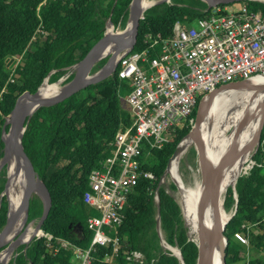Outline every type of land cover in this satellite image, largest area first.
<instances>
[{"label":"trees","instance_id":"16d2710c","mask_svg":"<svg viewBox=\"0 0 264 264\" xmlns=\"http://www.w3.org/2000/svg\"><path fill=\"white\" fill-rule=\"evenodd\" d=\"M42 1L0 0V161L5 147L3 125L18 97L25 91L35 93L47 77L48 82L54 83L67 76L72 66L103 36L108 23L113 28L120 26L114 17L126 25L132 0H117L116 3L115 0H48L40 5ZM241 4L264 13V1L258 0L218 7L225 9ZM213 9L204 0H171V3L161 2L148 8L141 19L133 51H142L148 46V34L167 38L177 23L189 26ZM39 27L43 32L37 31ZM107 31L115 34L110 28ZM153 56L154 52H150V57ZM11 57L18 59L13 69L6 63ZM106 63L107 58L99 61L93 72ZM119 69L120 66L112 78L90 85L60 103L42 106L25 119L24 139L37 176L50 192L52 207L42 226L43 235L35 236L28 247L26 244L18 247L8 264H77L74 250L54 251L59 241L67 240L74 248L90 247L93 231L88 227V218L98 215V211L84 200L89 189V175L110 155V143L117 132L132 124L131 113L120 102V94L128 93L130 83L119 78ZM73 77L74 73L64 82ZM195 117L196 109L189 119L169 132L161 148L144 141L145 158L141 161V169L153 177L142 175L139 178L124 207L122 225L109 230L118 231L121 245L118 256L107 261L106 256L114 253L113 246L97 245L92 251L91 264H139L127 259V255L136 251L143 256V264H196L198 245L189 236L181 206L161 183L170 159L192 129ZM251 161L249 176H242L249 172L247 162L235 188L229 186L224 196L227 212L234 210L225 230L227 264H264V127ZM7 179L5 166L0 171V198ZM11 196L14 199L12 192ZM44 207L43 199L34 194L27 224L35 220L38 223ZM7 217L4 195L0 203V230ZM25 228L24 218L14 238ZM237 233L244 235L248 244L238 239ZM45 235H51L52 239ZM163 242L178 248L183 261L165 249ZM6 249L0 252V257Z\"/></svg>","mask_w":264,"mask_h":264},{"label":"built area","instance_id":"2783aa9c","mask_svg":"<svg viewBox=\"0 0 264 264\" xmlns=\"http://www.w3.org/2000/svg\"><path fill=\"white\" fill-rule=\"evenodd\" d=\"M47 2L43 0L40 5ZM146 43L142 51L129 50L119 63V78L130 83L126 102L132 124L117 132L110 143V155L89 175L84 200L98 211V215L88 218V227L93 231L91 245L87 249L74 248L62 239L54 248L55 252L74 250L77 264H91L97 245L113 246L114 253L106 256L107 261L118 256V231L109 230L122 225L124 207L139 178L153 177L141 169L144 141L161 148L169 132L189 119L203 98L221 84L264 75V13L246 4L216 7L189 26L177 23L167 38L148 34ZM150 52H154L153 57ZM45 236L52 239L51 235ZM236 237L248 244L241 233ZM127 259L144 262L137 251Z\"/></svg>","mask_w":264,"mask_h":264},{"label":"bare ground","instance_id":"6f19581e","mask_svg":"<svg viewBox=\"0 0 264 264\" xmlns=\"http://www.w3.org/2000/svg\"><path fill=\"white\" fill-rule=\"evenodd\" d=\"M158 1L139 0V10L144 12ZM131 30L132 19L129 18L128 27L119 30L116 35H128ZM127 43L128 41L123 43L114 40L106 41L92 53L90 57L91 62L95 63L112 52L110 62L102 71L103 74L108 72L119 52ZM250 83L257 85L264 84V75L251 78ZM59 89L60 86L58 84L45 81L38 92V96L40 98H47L54 95ZM37 106L38 104H33V106L24 109L18 121L17 127L19 132L24 131L25 119L31 115ZM263 118L264 95L251 90L235 88L229 90L217 100L202 120L200 135L209 147L212 186L219 194L223 195L229 184L233 185L236 183L243 168L252 158V154L259 141ZM3 137L4 139H8L9 131L5 130ZM194 140V133H191L182 140L178 153L170 162L168 172L178 182L185 222L190 227V235L198 246H202L212 229L218 223L215 203L208 195L201 181L193 185H186L178 173L181 155ZM6 169L8 181L5 193L8 199V210L12 214L23 206L26 189L25 175L29 170L26 159L19 148H11V158L6 164ZM11 192L14 195V199L11 196ZM229 217L230 214L227 213L225 222L228 221ZM24 218L26 223L28 220L26 211L19 215L14 225L6 233L4 245L15 240L10 244L8 251L1 258V263H6L11 258L14 251L13 243L16 240L26 243L35 236V228L29 225L14 238ZM223 246L224 239L222 238L209 242L205 264H222Z\"/></svg>","mask_w":264,"mask_h":264},{"label":"water","instance_id":"95a60500","mask_svg":"<svg viewBox=\"0 0 264 264\" xmlns=\"http://www.w3.org/2000/svg\"><path fill=\"white\" fill-rule=\"evenodd\" d=\"M204 1L207 3L209 8H216L221 4H231V3L246 1V0H204ZM258 1H264V0H258ZM161 2H163V0H161L160 2L158 1L156 4L161 3ZM138 3H139V0H132L129 6L130 7V17L129 18L132 19V30L128 35L109 34L106 29L103 36L92 46V48L89 50L86 56L82 60H80L77 64L72 66V68L75 69L74 77L70 81L65 83L64 85L60 86V89L58 92H56L54 95L49 96L47 98H40L38 96V92L41 86L44 84L45 81H48V77H47L35 93H32L30 91L23 92L18 97L11 114L7 116V120L3 125V131L7 130V125H9V130H8L9 137L8 139H4L2 135V138L5 143V147H4V156L2 157L0 161V171L6 166V164L11 158V148H19L22 151L26 159V162L29 166V170L26 172V175H25L26 189H25V194L23 198V206L22 208L13 212L12 214H10L8 210L7 221L4 227L2 228V230H0V249L4 246V243H5L4 238H5L6 233L14 225L19 215L25 211L27 212V215H28L30 202L34 194L39 195L43 199L44 204H45L44 212L35 227V236H40V234L42 235L43 233L42 226L45 220L47 219L50 209L52 207V198H51L49 190L44 185V183H42L43 184L42 189L44 191L45 196L37 192L38 187L36 185V180L39 178L36 173L35 163H34L32 154L30 152L28 144L26 143L24 139V131L26 129V126L24 127L23 132L18 131V127H17L18 121L24 109L30 106H33V104H38L36 109L31 113L32 115L38 108L42 106H52L54 104L60 103L70 97H73L74 95L81 92L82 90H84L90 85L98 84V83L104 82L112 78L114 74L116 73V70L119 66L121 58L129 50H131L137 42V37L139 34L140 25H141V19L144 17V12H145V11L142 12L141 10H139ZM108 40H114L119 43L128 41V43L119 52L115 62L113 63L111 69L108 72L103 74L102 71L106 67V65L110 62V60H108V62L102 68L93 72V68L97 63L96 62L92 63L90 57L92 53L98 47H100L102 44H104ZM6 63H7L8 68L13 69L18 63V59L15 57H11L6 60ZM61 81H62V78L52 84H60ZM235 88L251 90V91L259 92L264 95V84H261V85L251 84L250 79H240V80L230 81V82L221 84L213 92L207 94L203 98V100L198 104L196 108V117L194 120V124L192 126L191 131L188 134V135H190L191 133L195 134V140L192 143H194L195 145L198 158H199V165H200L201 176H202V184L204 188L206 189L208 195L213 199L215 203L217 217H218V223L210 232L209 236L206 239V242L202 246H198V256H197L196 264H205V258H206L207 247H208L209 242H211L212 240L220 239V238L224 239V246L222 248V264H227L226 247L228 244V237L225 234V230L232 216H230L228 221L225 222V217H226V214L228 213L225 208V197L222 194H219L212 186L211 160H210V155H209V147H208L207 142L201 138L200 126H201V122L203 118L207 115V112L213 107L217 99L224 92L231 90V89H235ZM31 115H29L28 117H31ZM263 127H264V118L262 122L261 132L263 130ZM261 132H260V135H261ZM259 139H260V136H259ZM178 149L179 148H177L174 155L170 159V162L178 153ZM170 162H169V165H170ZM169 165H168V168H169ZM235 184L236 183L232 185L234 188H235ZM4 195H5V190L1 194L0 203L2 202ZM158 228L161 234L160 220H158ZM33 238H31L29 242L25 243L27 247ZM19 244H21V242L16 240L13 243V247L16 248L18 247ZM172 251L174 255H176L181 261H183V257L180 251L177 253L174 248L172 249ZM0 264H7V263H0Z\"/></svg>","mask_w":264,"mask_h":264},{"label":"rangeland","instance_id":"374dc122","mask_svg":"<svg viewBox=\"0 0 264 264\" xmlns=\"http://www.w3.org/2000/svg\"><path fill=\"white\" fill-rule=\"evenodd\" d=\"M116 1H117V0H115V2H116ZM157 1H158V0H157ZM160 1H161V0H159V2H160ZM163 2H166V0H163ZM151 7H152V6H151ZM231 7H232V6H231ZM145 11H146V10H145ZM110 16H113V15H110ZM113 17H114V16H113ZM114 19H115V21H116L118 24H120V26H117L116 28H113V27L108 23L106 29H107V30H108L109 28L112 29V31L115 32L114 35H116L117 32H118L119 30H123V29H125V28L128 27V22L126 23V25H123L122 21H117L115 17H114ZM124 27H125V28H124ZM107 32H108V31H107ZM108 33H109V32H108ZM111 54H112V52L108 53V55H107L106 57H103V58L100 59L99 61L104 60V59L107 58V62H108V60H110V58H111ZM99 61H97L96 63H98ZM98 70H99V69H98ZM74 72H75V69L72 68V69L69 71V73L67 74V76H69L70 74H72V73H74ZM67 76L62 77V81H61V83L58 84L59 86H62V85L65 84L64 81H65V79L67 78ZM120 102H121L122 107H123L124 109L128 110L129 106H128L127 102H126V96H125L124 94H122V93L120 94ZM190 131H191V130H190ZM3 134H4V131H3ZM258 147H259V142H258V144H257V146H256V149L254 150L252 156L256 153ZM178 148H179V147H178ZM183 156H184V157H183ZM248 165L250 166V168H249V172H248L247 174H243L245 177H248V176H249V173H250V170H251V165H252V161H251V159H250V161L248 162ZM242 171H243V170H242ZM178 173H179L181 179L184 181V183H185L186 185H193V184H195V183L198 182V181H201V182H202L201 169H200V165H199V158H198V154H197V151H196V148H195L194 143H191V144L188 146L187 150L181 155L180 162H179V166H178ZM243 175H242V176H243ZM7 178H8V176H7ZM7 181H8V179H7ZM7 181H6V184H7ZM36 183H37V187H38L37 192H38L39 194L45 196L44 191H43V189H42V188H43V184H42V182H41L39 179H37V180H36ZM161 183L165 186V188L167 189V191H168L171 195L174 196V198L176 199V201H177V202L179 203V205L181 206L182 213H183V206H182V201H181V191H180V188H179L178 182H177V180H176V179H175V178H174V177L168 172V169H167L166 174H165L164 178L162 179ZM6 184H5V188H6ZM172 185H175L176 187L173 188ZM229 186H232V185L229 184V185L227 186V188H228ZM4 190H5V189H4ZM226 193H227V189H226V191L224 192L223 196H225ZM5 196H6L7 206H8V199H7V195H6V193H5ZM233 213H234V210L231 211V212L228 213V214H230V216H231ZM183 217H184V213H183ZM184 221H186V220H185V217H184ZM185 224H186V226H187V228H188L189 236L191 237V235H190V227L187 225L186 222H185ZM29 225H32V226L35 228L36 225H37L36 220L33 221V222H30V223L28 222V224H27V222L25 223V226H29ZM161 233H162V231H161ZM21 235H22V234H21ZM40 235H41V234H40ZM235 236H236V235H235ZM191 238H192V237H191ZM14 240H15V239H14ZM14 240H12L11 242H9L8 244H5V245L1 248L0 252L3 251L4 249H6L7 247L9 248L10 244H12V242H13ZM245 244H246V243H245ZM23 245H25V243H21V244H19L18 247L23 246ZM163 245H164L165 249H168V250H170L171 252H173V251H172L173 248H171V247H170L169 245H167L165 242H163ZM18 247L14 248V251L12 252L11 258H13V257L15 256V251L17 250ZM8 248H7V249L5 250V252L2 254V256L0 257V260H1V258L6 254V252L8 251ZM174 249H175V251L177 250V251H176L177 253L179 252V249H178V248H174ZM11 258L9 259V261L11 260ZM9 261H8V262H9ZM8 262L6 261L7 264H8ZM75 262L77 263L78 260L75 259ZM0 263H1V262H0Z\"/></svg>","mask_w":264,"mask_h":264},{"label":"crops","instance_id":"0c3cea01","mask_svg":"<svg viewBox=\"0 0 264 264\" xmlns=\"http://www.w3.org/2000/svg\"><path fill=\"white\" fill-rule=\"evenodd\" d=\"M126 96V95H125Z\"/></svg>","mask_w":264,"mask_h":264}]
</instances>
